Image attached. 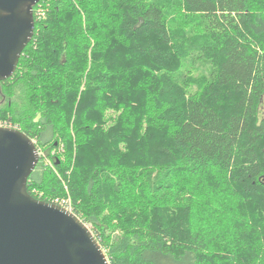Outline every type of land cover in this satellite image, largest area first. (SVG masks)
Returning <instances> with one entry per match:
<instances>
[{
  "label": "trees",
  "instance_id": "trees-1",
  "mask_svg": "<svg viewBox=\"0 0 264 264\" xmlns=\"http://www.w3.org/2000/svg\"><path fill=\"white\" fill-rule=\"evenodd\" d=\"M33 9L0 83V123L43 152L29 194L70 200L110 264H264V0ZM199 165L232 189L214 192ZM241 203L262 240L220 251Z\"/></svg>",
  "mask_w": 264,
  "mask_h": 264
},
{
  "label": "water",
  "instance_id": "water-1",
  "mask_svg": "<svg viewBox=\"0 0 264 264\" xmlns=\"http://www.w3.org/2000/svg\"><path fill=\"white\" fill-rule=\"evenodd\" d=\"M39 2L0 0V83L13 77L34 36ZM39 160L28 136L0 127V264H110L78 216L29 194Z\"/></svg>",
  "mask_w": 264,
  "mask_h": 264
},
{
  "label": "rangeland",
  "instance_id": "rangeland-1",
  "mask_svg": "<svg viewBox=\"0 0 264 264\" xmlns=\"http://www.w3.org/2000/svg\"><path fill=\"white\" fill-rule=\"evenodd\" d=\"M1 125H5V124L0 123V127H1ZM7 128H10V127H7ZM41 150L39 151L40 157L43 156V152ZM44 163L47 166H50V163L48 161L45 160ZM185 163L187 165H189L191 163V161L188 160ZM196 174L199 177L205 179L208 183V186L214 192H220V191H225L227 189L228 190L232 189L231 184H230V180H229V173L227 171H224L221 168L204 167V166L199 165L197 170H196ZM53 204L59 205V206L61 205V204H58L57 200ZM240 210H241V214H242L240 221L237 222V224L234 226L233 229L229 230L228 232L223 233L222 236L220 237V239L216 242L217 247L220 251H225L232 244H244V243L245 244H247V243H256L257 244V243L261 242V240H262V236H261V233L259 232V230L252 227V225L248 221L246 209H245L243 203H241ZM71 212L74 213L72 206H71ZM89 229H90V227H89ZM105 254H106V252H105Z\"/></svg>",
  "mask_w": 264,
  "mask_h": 264
},
{
  "label": "built area",
  "instance_id": "built-area-1",
  "mask_svg": "<svg viewBox=\"0 0 264 264\" xmlns=\"http://www.w3.org/2000/svg\"><path fill=\"white\" fill-rule=\"evenodd\" d=\"M1 127H6V125H1ZM61 207H64L71 211V201L70 200H57Z\"/></svg>",
  "mask_w": 264,
  "mask_h": 264
},
{
  "label": "bare ground",
  "instance_id": "bare-ground-1",
  "mask_svg": "<svg viewBox=\"0 0 264 264\" xmlns=\"http://www.w3.org/2000/svg\"><path fill=\"white\" fill-rule=\"evenodd\" d=\"M3 128H5V127H3Z\"/></svg>",
  "mask_w": 264,
  "mask_h": 264
}]
</instances>
